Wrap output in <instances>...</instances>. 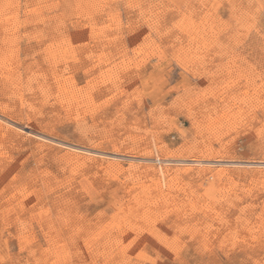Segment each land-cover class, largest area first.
<instances>
[{
    "label": "rangeland",
    "instance_id": "1",
    "mask_svg": "<svg viewBox=\"0 0 264 264\" xmlns=\"http://www.w3.org/2000/svg\"><path fill=\"white\" fill-rule=\"evenodd\" d=\"M0 125V264H264V0H0Z\"/></svg>",
    "mask_w": 264,
    "mask_h": 264
},
{
    "label": "bare ground",
    "instance_id": "2",
    "mask_svg": "<svg viewBox=\"0 0 264 264\" xmlns=\"http://www.w3.org/2000/svg\"><path fill=\"white\" fill-rule=\"evenodd\" d=\"M248 9H249V11H250V14H251V16L252 17H255V15H256V9H255V7L253 6V4H251V5H249V7H248ZM53 25V24H52ZM57 28V27H56ZM29 35V34H28ZM71 39V38H70ZM63 42V41H62ZM58 49V48H57ZM73 53V52H72ZM56 55V54H55ZM73 58V57H72ZM62 60V59H61ZM35 70V69H34ZM54 70V69H53ZM58 71V70H57ZM71 71V70H70ZM27 77V76H26ZM61 77V76H60ZM46 79V78H45ZM63 79V78H62ZM70 82V81H69ZM63 83V82H62ZM58 84V83H57ZM18 85V84H17ZM62 86V85H61ZM18 89H21L20 87H18ZM61 90V89H60ZM48 92V91H47ZM62 93V92H61ZM44 95V94H43ZM51 95V94H50ZM57 98H58V96H57ZM71 99V98H70ZM69 100V99H68ZM70 101V100H69ZM64 102V101H63ZM61 103V102H60ZM72 104V103H71ZM38 107V106H37ZM55 107V106H54ZM42 108V107H41ZM25 109V108H24ZM61 109V108H60ZM74 109V108H73ZM64 110V109H63ZM67 110V109H66ZM61 111V110H60ZM18 113H20V112H18ZM65 115V114H64ZM31 117V116H30ZM23 118V117H22ZM36 118V117H35ZM34 121H36V120H34ZM37 122V121H36ZM40 122V121H39ZM6 123V122H5ZM32 123V122H31ZM35 123V122H34ZM7 124V123H6ZM36 124V123H35ZM39 124V123H38ZM43 124V123H42ZM63 124V123H62ZM4 125V124H3ZM52 125V124H51ZM1 126V125H0ZM30 126V125H29ZM38 126V125H37ZM2 127V126H1ZM3 129H4V127H2ZM29 128V127H28ZM30 128H32V129H34L35 130V132H36V129L34 128V127H30ZM9 129V128H8ZM38 129H40V128H38ZM42 129V128H41ZM40 129V130H41ZM2 130V129H1ZM33 130V131H34ZM45 130H47V129H45ZM33 131H32V133H33ZM6 132V131H5ZM14 132H16V131H14ZM57 132V131H56ZM0 133H2V132H0ZM9 133V132H8ZM58 133H60V132H58ZM57 133V134H58ZM17 134L19 135V136H17V137H20L21 135L19 134V132L17 131ZM17 134H15V135H17ZM3 136V135H2ZM58 136V135H57ZM56 138V137H55ZM45 139H46V137H45ZM49 139H50V137H49ZM1 140V139H0ZM52 144V143H51ZM68 146V145H67ZM16 148V147H15ZM49 148V147H48ZM12 149V148H11ZM68 151V150H67ZM70 152H67V154H69ZM66 154V153H65ZM72 155V154H71ZM74 155V154H73ZM76 155V154H75ZM69 156V155H68ZM13 161V160H12ZM70 164V163H69ZM74 165V164H73ZM77 165V164H76ZM146 171H147V169H146ZM58 214V213H57ZM79 217V216H78ZM57 218V217H56ZM71 218V217H70ZM69 221H70V219H69ZM62 222V221H61ZM66 222V221H65ZM63 224H64V222H63ZM68 224V223H67ZM70 225V224H69ZM68 225V226H69ZM67 226V225H66ZM65 226V227H66ZM75 227V226H74ZM71 231H74L73 229L71 230ZM124 231L125 230H123V233H124ZM46 233V232H45ZM130 233V232H129ZM117 234V233H116ZM121 234V233H120ZM119 234V236L121 237V235ZM124 234H126V233H124ZM76 236V235H75ZM124 236H126V235H124ZM123 236V237H124ZM129 236V235H128ZM127 236V237H128ZM126 237V238H127ZM122 239V238H121ZM128 240V239H127ZM50 241V240H49ZM80 241V240H79ZM63 242V241H62ZM27 249V248H26ZM111 250V249H110ZM48 255V254H47ZM118 255V254H117ZM24 256V255H23ZM100 256V255H99ZM35 259V258H34Z\"/></svg>",
    "mask_w": 264,
    "mask_h": 264
}]
</instances>
